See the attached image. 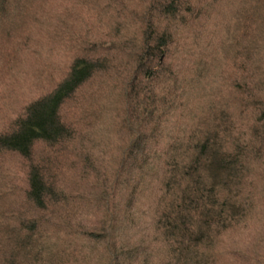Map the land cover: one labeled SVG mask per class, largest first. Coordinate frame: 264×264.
<instances>
[{
    "label": "trees",
    "instance_id": "trees-1",
    "mask_svg": "<svg viewBox=\"0 0 264 264\" xmlns=\"http://www.w3.org/2000/svg\"><path fill=\"white\" fill-rule=\"evenodd\" d=\"M16 78L0 264H264V0H0Z\"/></svg>",
    "mask_w": 264,
    "mask_h": 264
},
{
    "label": "rangeland",
    "instance_id": "rangeland-1",
    "mask_svg": "<svg viewBox=\"0 0 264 264\" xmlns=\"http://www.w3.org/2000/svg\"><path fill=\"white\" fill-rule=\"evenodd\" d=\"M30 63L31 62L29 61L25 66ZM27 81L28 78H16L15 81L9 83L11 85H9L7 88H0V122L2 124L7 123V119L11 117V114L14 112L13 109H15L18 104H20L23 96L30 94Z\"/></svg>",
    "mask_w": 264,
    "mask_h": 264
}]
</instances>
